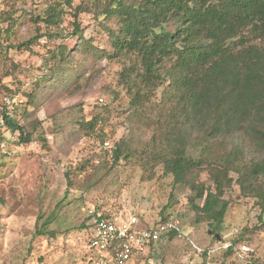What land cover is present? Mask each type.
<instances>
[{
	"label": "rangeland",
	"instance_id": "374dc122",
	"mask_svg": "<svg viewBox=\"0 0 264 264\" xmlns=\"http://www.w3.org/2000/svg\"><path fill=\"white\" fill-rule=\"evenodd\" d=\"M55 1L0 0V117L8 98L3 88L19 90L13 115L32 135L28 144L19 142L17 132L15 142L9 132L0 137L5 142L0 152V264H86L89 210L178 222L175 236H162L144 258L129 264H264V215L255 198L240 193L234 173L223 189L228 208L218 231L207 222L194 223L188 190L163 177L161 167L151 179L133 158L95 175V165L106 160L105 151L84 128L87 122L101 118L99 130L111 144L130 137L139 151L159 127L158 118L154 113L147 119L130 117V97L120 75L134 58L114 49L119 19L104 12L114 1L73 0L71 8H64L59 27L30 20ZM5 14L17 22L9 38L8 24L1 20ZM164 27L174 30L172 23ZM38 34L29 48L18 47ZM181 95L171 77H163L162 85L150 92L148 108L155 111L159 103H174ZM231 141L226 140L224 149L236 140ZM236 144L244 161L263 156V146L250 137ZM198 180L214 190L206 166ZM45 222L50 236H38ZM243 244L254 255H240Z\"/></svg>",
	"mask_w": 264,
	"mask_h": 264
},
{
	"label": "trees",
	"instance_id": "16d2710c",
	"mask_svg": "<svg viewBox=\"0 0 264 264\" xmlns=\"http://www.w3.org/2000/svg\"><path fill=\"white\" fill-rule=\"evenodd\" d=\"M113 1L104 12L119 19L114 49L134 58L125 74L120 75L130 97V117L138 114L147 119L154 113L159 127L139 151L132 147L130 137L103 149L106 160L95 165V175L107 166L108 172L121 161L133 158L151 179L155 169L161 167L163 177H171L173 185L188 190L194 223L207 222L218 231L228 208L223 189L230 186L232 172L240 193L255 198L264 215V151L261 158L244 161L236 144L247 136L264 149V0ZM55 2L30 20L47 28L59 27L64 8H71L73 0ZM75 10L79 13L82 9ZM13 16L1 17L8 24L6 38L17 24ZM169 23L174 25L173 31L165 29ZM39 37L38 34L18 47L27 49ZM167 65L172 66L163 75ZM166 76L171 77L182 95L174 103H159L155 111L149 110L150 92L162 85ZM3 89L8 100L20 92ZM13 111L8 115L6 108L1 114L5 126L19 134L20 143L28 144L32 135L15 120ZM102 122L95 118L84 125L101 144L108 141L99 130ZM230 139L236 141L224 149ZM205 166L213 191L198 180ZM48 224L43 223L36 234L50 236ZM176 234L171 230L165 235L172 238ZM232 249L230 246L227 253Z\"/></svg>",
	"mask_w": 264,
	"mask_h": 264
},
{
	"label": "built area",
	"instance_id": "2783aa9c",
	"mask_svg": "<svg viewBox=\"0 0 264 264\" xmlns=\"http://www.w3.org/2000/svg\"><path fill=\"white\" fill-rule=\"evenodd\" d=\"M103 102L102 99H99ZM15 100L5 99L8 115L11 114ZM9 132L12 142L14 132L7 130L3 118L0 117V137ZM111 143L105 141L102 149H109ZM5 148L0 139V152ZM108 157H111L109 154ZM86 230V264H129L146 256L151 247L169 231H177V221L168 219L165 222H147L137 215L117 214L103 215L94 210L88 211ZM240 255L252 256L254 250L243 244L239 246ZM262 264V263H260Z\"/></svg>",
	"mask_w": 264,
	"mask_h": 264
},
{
	"label": "water",
	"instance_id": "95a60500",
	"mask_svg": "<svg viewBox=\"0 0 264 264\" xmlns=\"http://www.w3.org/2000/svg\"><path fill=\"white\" fill-rule=\"evenodd\" d=\"M215 237H216L218 240L220 239L219 235H217V234H215Z\"/></svg>",
	"mask_w": 264,
	"mask_h": 264
}]
</instances>
